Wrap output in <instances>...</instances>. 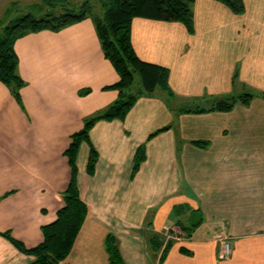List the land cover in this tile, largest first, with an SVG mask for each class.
I'll use <instances>...</instances> for the list:
<instances>
[{"label":"crops","instance_id":"1","mask_svg":"<svg viewBox=\"0 0 264 264\" xmlns=\"http://www.w3.org/2000/svg\"><path fill=\"white\" fill-rule=\"evenodd\" d=\"M242 1L243 12L235 13L217 0H194L191 32L178 21L131 20L135 54L168 70L172 95L140 96L124 119L93 124V174L86 170L87 142L76 157L87 213L57 264H109V236L124 264H264V0ZM14 49L25 85L21 106L0 81V231L33 247L63 204L70 134L116 99V90L103 87L118 74L90 17L28 33ZM84 89L89 93L80 95ZM244 92L254 94L247 105L207 110ZM141 144L145 158L131 177ZM176 206L185 224L199 211L200 224L162 252L151 237L178 230ZM33 259L0 235V264Z\"/></svg>","mask_w":264,"mask_h":264},{"label":"trees","instance_id":"2","mask_svg":"<svg viewBox=\"0 0 264 264\" xmlns=\"http://www.w3.org/2000/svg\"><path fill=\"white\" fill-rule=\"evenodd\" d=\"M57 1V0H55ZM194 0H106L101 17L93 16L87 12V2L83 1L77 7L64 6L63 11L52 15L36 17L31 12L14 18L3 24L0 29V81L9 89L14 99L22 106L20 90L25 81L18 71L19 59L14 49L17 39L28 34L42 30L59 31L64 27L77 23L87 17L93 21L97 37L104 57L110 61L118 74V80L103 89L117 91V97L104 109L86 118L83 126L70 134V142L64 149L63 155L67 158L70 168V179L62 193V206L56 211V217L50 223L41 227L43 239L33 247H26L21 241L15 239L10 232L0 231V235L8 239L21 252L34 256L29 264H57L70 253L75 238L83 224L87 213L86 204L80 199L77 184L76 157L80 144L85 141L89 145V154L86 164L88 174H93L98 154L89 140V130L93 124L101 119H124L138 97L152 95L161 91L170 96L168 86V70L157 64L141 60L134 52L130 41L131 20L134 17H143L154 20L178 21L191 32L193 30L192 3ZM226 5L235 13H242L244 4L242 0H217ZM78 9V10H77ZM140 77V85L133 90L135 74ZM89 93V89L79 90L80 95ZM254 94L244 92L224 99L217 100L207 109L208 111H230L237 103L247 105ZM186 111H190L187 109ZM195 112L204 111L196 109ZM168 129L165 126L149 135V138L160 131ZM200 147H206V141H193ZM145 158L144 144L138 146L133 156L131 177L136 174L141 162ZM182 206L175 207L177 219L174 224L183 234L190 235L200 224H185L178 218ZM170 230V229H169ZM161 235L151 237L155 249H160ZM106 250L109 255V264H124L115 241L107 237ZM168 240L162 252L170 244ZM182 252H188L180 247Z\"/></svg>","mask_w":264,"mask_h":264},{"label":"rangeland","instance_id":"3","mask_svg":"<svg viewBox=\"0 0 264 264\" xmlns=\"http://www.w3.org/2000/svg\"><path fill=\"white\" fill-rule=\"evenodd\" d=\"M83 1L87 2L86 9L89 14L91 13L96 17H101L103 15L105 9L103 6V1L105 2L106 0H0V20L2 21L0 23V29L6 20H12L14 18L20 17L24 13L31 12L36 17H44L48 13L54 15L62 12V9L66 5L77 7L82 4ZM139 85L140 77L136 73L133 90H137ZM162 94L164 95V93ZM170 228L172 229L173 227ZM176 231L181 232L177 229Z\"/></svg>","mask_w":264,"mask_h":264},{"label":"built area","instance_id":"4","mask_svg":"<svg viewBox=\"0 0 264 264\" xmlns=\"http://www.w3.org/2000/svg\"><path fill=\"white\" fill-rule=\"evenodd\" d=\"M182 234H183V232H178V231L173 230V229H172V231L169 230L168 232L162 233V235L160 237V240L162 242V248L161 249H164L168 240L178 239L180 237L179 235H182ZM228 253H229V245H228V243L225 242L223 244L222 255L226 256V255H228Z\"/></svg>","mask_w":264,"mask_h":264},{"label":"water","instance_id":"5","mask_svg":"<svg viewBox=\"0 0 264 264\" xmlns=\"http://www.w3.org/2000/svg\"><path fill=\"white\" fill-rule=\"evenodd\" d=\"M201 213L199 211H195L191 215L190 224L195 225L200 222Z\"/></svg>","mask_w":264,"mask_h":264}]
</instances>
